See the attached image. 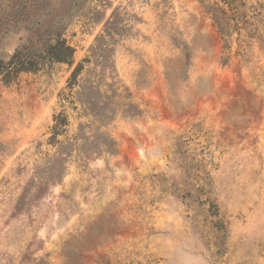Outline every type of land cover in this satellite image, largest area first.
<instances>
[{
	"label": "rangeland",
	"instance_id": "obj_1",
	"mask_svg": "<svg viewBox=\"0 0 264 264\" xmlns=\"http://www.w3.org/2000/svg\"><path fill=\"white\" fill-rule=\"evenodd\" d=\"M26 1L0 0V61ZM76 2L74 64L0 80V264H264V0L53 6ZM112 17L109 62L71 93Z\"/></svg>",
	"mask_w": 264,
	"mask_h": 264
},
{
	"label": "trees",
	"instance_id": "obj_2",
	"mask_svg": "<svg viewBox=\"0 0 264 264\" xmlns=\"http://www.w3.org/2000/svg\"><path fill=\"white\" fill-rule=\"evenodd\" d=\"M207 0H201L206 5ZM76 3L67 8H62V5L53 6V0H27L26 1V18L23 22V28L27 31V38L15 51L14 55L8 61H0V80L6 84H14L19 80L22 74L37 73L50 68L54 64H74L75 48L70 44L65 37V33L69 26L76 18L75 7ZM208 5V2H207ZM37 10L35 18L32 17V11ZM209 13L212 14L214 20H218L217 13L227 16L224 10L217 6H209ZM114 18L112 17L107 22V29L97 40L93 46L92 56L80 62L72 71L69 79L70 92L73 88L79 85V76L84 70L85 63H90L93 58H97L98 65L109 62L105 57L107 55V45L115 38V34L111 31ZM221 29V33L223 34ZM103 54V55H102ZM79 94L83 96L88 91H95L92 84L85 83L80 86ZM69 94L68 96H70ZM69 98H63L66 100ZM101 92L98 93V98L89 100H81L82 106L86 112L93 113L95 120H103ZM68 101V100H67ZM55 124L53 127V136L51 142L55 145L62 144L58 137L66 133V128L69 125V117L63 111L54 118ZM112 145L114 142L111 140Z\"/></svg>",
	"mask_w": 264,
	"mask_h": 264
}]
</instances>
